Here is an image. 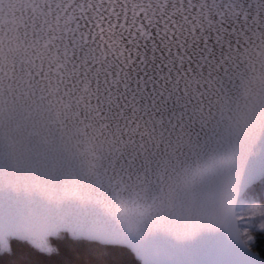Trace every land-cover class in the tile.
Segmentation results:
<instances>
[{"label":"snow or ice","instance_id":"6c2138e0","mask_svg":"<svg viewBox=\"0 0 264 264\" xmlns=\"http://www.w3.org/2000/svg\"><path fill=\"white\" fill-rule=\"evenodd\" d=\"M0 264H264V0H0Z\"/></svg>","mask_w":264,"mask_h":264}]
</instances>
